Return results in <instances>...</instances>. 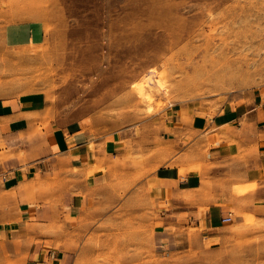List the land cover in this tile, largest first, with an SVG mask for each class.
I'll return each mask as SVG.
<instances>
[{
  "label": "rangeland",
  "instance_id": "obj_1",
  "mask_svg": "<svg viewBox=\"0 0 264 264\" xmlns=\"http://www.w3.org/2000/svg\"><path fill=\"white\" fill-rule=\"evenodd\" d=\"M30 19L50 35L7 47L5 26ZM146 83L150 102L134 89ZM261 87L264 0H0V97L42 92L59 122L113 130L166 110L214 112ZM165 205L141 189L97 205L67 233L65 264H264V215L209 236Z\"/></svg>",
  "mask_w": 264,
  "mask_h": 264
},
{
  "label": "crops",
  "instance_id": "obj_2",
  "mask_svg": "<svg viewBox=\"0 0 264 264\" xmlns=\"http://www.w3.org/2000/svg\"><path fill=\"white\" fill-rule=\"evenodd\" d=\"M49 35L43 19L21 20L3 42ZM168 111L105 130L91 117L59 122L42 92L0 97V264H65L83 215L140 189L209 236L227 215H264V87L214 112Z\"/></svg>",
  "mask_w": 264,
  "mask_h": 264
},
{
  "label": "bare ground",
  "instance_id": "obj_3",
  "mask_svg": "<svg viewBox=\"0 0 264 264\" xmlns=\"http://www.w3.org/2000/svg\"><path fill=\"white\" fill-rule=\"evenodd\" d=\"M149 75H151V73H148ZM137 85V84H136ZM144 86H148V84H140L138 86H136L134 89L137 92L138 96L145 99L146 101L150 102L151 101V95L149 92H146L144 90Z\"/></svg>",
  "mask_w": 264,
  "mask_h": 264
},
{
  "label": "built area",
  "instance_id": "obj_4",
  "mask_svg": "<svg viewBox=\"0 0 264 264\" xmlns=\"http://www.w3.org/2000/svg\"><path fill=\"white\" fill-rule=\"evenodd\" d=\"M232 219H233L232 215H227L226 217L222 218V223H225V224L230 223Z\"/></svg>",
  "mask_w": 264,
  "mask_h": 264
}]
</instances>
